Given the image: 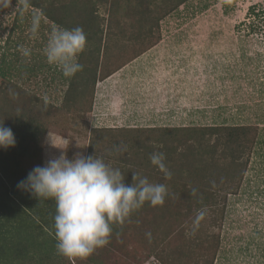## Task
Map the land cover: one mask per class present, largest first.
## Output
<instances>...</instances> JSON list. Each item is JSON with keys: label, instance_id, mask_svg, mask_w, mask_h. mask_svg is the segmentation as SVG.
I'll return each mask as SVG.
<instances>
[{"label": "rangeland", "instance_id": "374dc122", "mask_svg": "<svg viewBox=\"0 0 264 264\" xmlns=\"http://www.w3.org/2000/svg\"><path fill=\"white\" fill-rule=\"evenodd\" d=\"M20 1L0 0V56L6 53L4 56L10 58L8 52L19 50L22 53V48H29L31 54L25 57V62L37 67L49 66V75L54 78L49 81L50 70L31 79L24 71L11 78L26 94L21 98L24 109H31L32 115L41 118L47 127L41 141L40 161H35L32 168L43 166L61 151L69 159L76 153L86 156L94 130L93 137L99 146L109 149L106 141L110 135H118L112 130L114 127L256 123L260 134H264V94L259 93L264 88L259 84L261 77L264 80V64L261 61L258 64L262 72H256L257 78L251 75L252 62L249 60L256 54L264 62V26L259 32H248V36L235 30L241 21H256L254 16L247 17L249 8L252 5L263 7L264 0H186L160 20L159 32L153 34L150 47L140 54L138 51L145 44L130 26L126 12L130 1H110L99 6V16L105 20L111 17L114 26L120 28L113 33L106 53L101 52L100 61L103 65L106 62L105 70L119 68L96 81L93 93L88 92L86 97V110L64 105L69 79L61 78L60 70L49 65L44 56L49 34L57 25L42 16L38 38L32 39L31 20L40 10L19 7ZM91 45L86 44L87 54L92 51ZM102 45L106 47L105 42ZM126 46L134 52L118 58ZM240 103L248 108L241 110ZM99 128L110 130L100 133L96 131ZM122 132L125 134L126 129ZM64 139L69 140L67 147ZM112 150H107L112 153L105 159L110 167L121 169L124 163H130L125 156ZM256 159L251 156L240 193L227 199L222 241L213 264H264V199L256 202V197L251 196L258 185H263L254 182L258 174V164L253 161ZM163 214L145 208L134 211L122 225L119 224V231L112 233L108 245L98 248L95 255L100 257L102 264H159L146 249L160 243L169 233L161 227H166L170 223L166 222L173 219L167 215L161 217ZM154 218L160 222L152 224ZM250 236L256 239L251 242ZM180 241L183 242L176 234L162 240L163 255H170L166 261L195 264L190 260L197 262L195 255L200 254V249L192 256V250L185 247L187 242ZM177 243L181 253L175 257L171 253L176 250Z\"/></svg>", "mask_w": 264, "mask_h": 264}, {"label": "trees", "instance_id": "16d2710c", "mask_svg": "<svg viewBox=\"0 0 264 264\" xmlns=\"http://www.w3.org/2000/svg\"><path fill=\"white\" fill-rule=\"evenodd\" d=\"M110 1L118 0H21L19 3V7L30 6L40 10L43 17L57 26L69 29L81 27L87 37L86 44H92L90 47L92 51H89V54L84 51L79 56V62L83 65L82 71L71 78L64 77L60 71L61 78L69 79L63 98L64 105H72L74 110H86L84 109L87 103L86 97L88 92L90 95L93 93L96 81L109 76L119 68L117 66L105 70L106 62L103 65L100 61L103 58L101 52L106 53L113 33L120 29L114 26L111 17L105 20L99 16V6ZM129 1L126 12L131 21L130 26L145 44L138 51L139 53L137 52L140 54L150 47V38L153 34L159 32L160 20L166 14L175 11L186 0ZM251 16H254L255 22L250 19L247 22L241 21L235 26V30L247 36L248 32H259L264 26V6L252 5L247 17ZM103 42L106 47H103ZM15 45L19 47V43ZM100 47L104 50L101 51ZM128 52L133 53L134 49L126 46L119 53L118 58ZM5 54L0 56V122H3L4 127L12 130L16 143L14 147L0 148V264H102V260L95 253L86 259H70L58 254L53 227L56 214L55 201L38 200L27 191L17 188L18 183L33 169L31 165L37 160L40 161L41 141L47 132V127L41 118L32 115L31 109H24L21 98L26 94L16 82L12 83L11 78L24 71L29 74L27 78L31 79L35 75L45 74L51 68L47 65L37 67L25 62V57L19 50L8 52L10 58H6ZM249 60L252 62L251 75L254 74L258 78L256 72L262 70L257 66L260 61L262 64L264 62L256 54ZM50 72L51 70L47 75L52 82L54 78H51ZM259 84L264 86L262 77L259 79ZM259 93L263 95L264 88L260 89ZM34 99L38 100L35 96ZM240 104H242L239 106L241 110L248 108V105ZM251 108L252 106H249V109ZM90 109L91 105L88 107V110ZM257 125L221 122L131 129L114 127L112 130L118 135L112 134L106 141L109 149L99 146L93 137L94 130L87 147V155H95L105 161L112 153L107 150L113 149L112 151L130 160L128 164L120 160L125 164L119 170L125 176L126 184L132 182L133 173L147 177L152 183H164L168 195L163 205L152 206L146 202L139 209L165 213L161 217L167 215L173 219L172 222H166H170L166 227H161L169 231L167 235L169 237L172 234L179 235L183 242H187L185 247L192 250V256L197 249H200V254L197 257L195 255L197 262L195 260L190 262L213 264L222 241L227 199L230 195L240 193L251 156L257 158V161H253L258 164V174L254 182L263 184L258 185L251 196L256 197V202L260 198L264 199L262 197L264 196V134H260ZM124 128L125 134L122 132ZM109 130V128L96 129L100 133ZM119 135L120 140H118ZM154 152L164 153L166 166L171 172L170 179L165 178L164 174L151 164L150 156ZM200 210H206L205 215L194 229L193 222ZM153 221L152 224L160 222L156 218ZM118 227L119 224H113L112 233H117ZM254 236H250L251 242L256 239ZM162 240L150 247L149 239L148 244L145 245L148 246L147 254L154 256L159 264H171L166 261L170 259V255L162 253L165 248ZM178 245L179 243L176 244V250L171 253L175 257L181 253V250H177ZM207 250H210L209 254ZM192 256L189 258L192 259Z\"/></svg>", "mask_w": 264, "mask_h": 264}, {"label": "clouds", "instance_id": "9594fccd", "mask_svg": "<svg viewBox=\"0 0 264 264\" xmlns=\"http://www.w3.org/2000/svg\"><path fill=\"white\" fill-rule=\"evenodd\" d=\"M41 21L42 14L33 15L29 29L32 39L38 38ZM86 42L81 27L53 28L43 49L47 63L57 67L66 78L75 76L83 70L79 56ZM30 54L29 48H22L24 57ZM15 143L12 130L0 122V148L14 147ZM64 143L67 147L69 140L64 139ZM150 162L165 178H171L163 152L152 153ZM124 181L122 172L110 167L101 157L76 153L69 159L61 151L58 157L47 160L43 166L34 167L17 188L38 200L55 201L53 227L58 254L70 259H85L108 245L113 224L122 225L146 202L152 206L163 205L168 195L165 184L152 183L136 173H133L131 183ZM205 211L197 212L194 229Z\"/></svg>", "mask_w": 264, "mask_h": 264}, {"label": "crops", "instance_id": "0c3cea01", "mask_svg": "<svg viewBox=\"0 0 264 264\" xmlns=\"http://www.w3.org/2000/svg\"><path fill=\"white\" fill-rule=\"evenodd\" d=\"M162 98H160L159 100H161ZM158 103V102H157ZM124 113V112H122ZM155 116V113H153V117ZM163 116L162 114H160V117Z\"/></svg>", "mask_w": 264, "mask_h": 264}]
</instances>
